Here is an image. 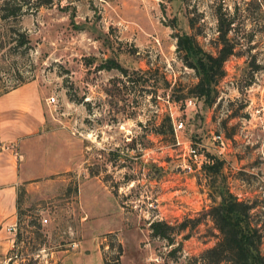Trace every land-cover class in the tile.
Masks as SVG:
<instances>
[{
	"label": "rangeland",
	"instance_id": "1",
	"mask_svg": "<svg viewBox=\"0 0 264 264\" xmlns=\"http://www.w3.org/2000/svg\"><path fill=\"white\" fill-rule=\"evenodd\" d=\"M39 1L0 0V93L33 90L43 115L24 151L35 182L16 192L14 229L0 220V264H202L216 231L206 152L264 221V0ZM226 23L232 52L205 104L185 93L197 77L176 34L215 54ZM165 113L173 138L154 131Z\"/></svg>",
	"mask_w": 264,
	"mask_h": 264
},
{
	"label": "trees",
	"instance_id": "2",
	"mask_svg": "<svg viewBox=\"0 0 264 264\" xmlns=\"http://www.w3.org/2000/svg\"><path fill=\"white\" fill-rule=\"evenodd\" d=\"M50 0H41L38 3H47ZM9 0H3L1 8H7ZM5 16V15H3ZM227 23L219 32L220 45L215 54L204 51L189 34H176V46L181 48L185 64L194 70L196 81L186 87V95L202 98L205 104L213 102L216 95V83L223 75V61L232 52V44L228 43L225 34ZM110 57H107L109 60ZM119 64L118 62L107 63V67ZM121 72H128L121 68ZM141 76L148 70L138 69ZM156 72V71H154ZM161 80L168 86V82L161 76ZM16 85L11 86V88ZM173 89V88H172ZM8 90V89H6ZM4 90V91H6ZM2 91V92H4ZM180 97L176 96L178 100ZM165 125L171 138L174 130L172 119L168 113L161 118L154 131L163 134L161 127ZM222 160L216 155L206 152V158L201 164V170L206 179L208 194L213 201L205 214L209 217L212 227L216 230L213 234L215 240L199 253L202 264H264V251L261 244L264 241V221L255 217V204L251 201L238 198L225 184L224 175L221 173ZM17 191H24L18 184ZM152 229L160 236L166 233L165 227L170 225L155 221ZM181 227L185 223L180 224ZM6 264H13L11 257ZM17 264H35V259Z\"/></svg>",
	"mask_w": 264,
	"mask_h": 264
},
{
	"label": "crops",
	"instance_id": "3",
	"mask_svg": "<svg viewBox=\"0 0 264 264\" xmlns=\"http://www.w3.org/2000/svg\"><path fill=\"white\" fill-rule=\"evenodd\" d=\"M42 122L41 103L33 90L20 85L0 93V220L5 223H15L19 182L27 181L25 192L35 182L34 171L25 164L32 159L24 151L29 153L26 140L36 136Z\"/></svg>",
	"mask_w": 264,
	"mask_h": 264
},
{
	"label": "built area",
	"instance_id": "4",
	"mask_svg": "<svg viewBox=\"0 0 264 264\" xmlns=\"http://www.w3.org/2000/svg\"><path fill=\"white\" fill-rule=\"evenodd\" d=\"M46 100H47V102H52L54 100V97L52 95H50L49 97L46 98ZM188 101L190 102V100H188ZM181 124H182L181 121H179L178 123H176V125L174 127H180ZM216 137L219 138L220 135L219 134H216ZM198 156H199V153L196 151V149L194 147H190L189 148L188 157L189 158L193 157V159L195 160ZM41 221L42 222H45L46 221V218L45 217H42L41 218ZM14 224L15 223L8 224L7 229L13 230L14 229ZM2 264H6V261H4Z\"/></svg>",
	"mask_w": 264,
	"mask_h": 264
}]
</instances>
